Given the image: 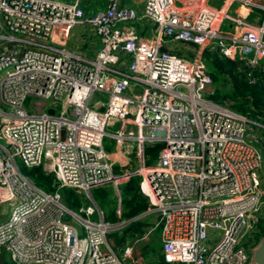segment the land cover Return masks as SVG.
Masks as SVG:
<instances>
[{"label": "built area", "instance_id": "obj_1", "mask_svg": "<svg viewBox=\"0 0 264 264\" xmlns=\"http://www.w3.org/2000/svg\"><path fill=\"white\" fill-rule=\"evenodd\" d=\"M203 3L144 0L137 15L104 0L85 15L79 0H0V205H9L0 250L13 264H121L106 237L117 224L105 220L90 189L112 187L119 217L133 178L163 263L252 264L264 212L256 174L264 139L254 129L264 126L209 98L202 52L217 50L264 76V0H222L225 10ZM231 4L259 22L230 14ZM137 18L151 22V38L125 24ZM76 24L98 39L92 58L64 46ZM170 43L194 54L178 55ZM94 92L107 99L89 106ZM153 143L162 147L147 164L143 148ZM17 159L51 174L56 190L37 188ZM61 188L84 197L77 212Z\"/></svg>", "mask_w": 264, "mask_h": 264}, {"label": "trees", "instance_id": "obj_2", "mask_svg": "<svg viewBox=\"0 0 264 264\" xmlns=\"http://www.w3.org/2000/svg\"><path fill=\"white\" fill-rule=\"evenodd\" d=\"M202 57L211 81L212 94L209 95V98L214 99V101H227L231 109L246 115L251 120L264 118V76L262 72L258 70L251 71L252 69H249L241 61L225 58L217 50L206 48L202 52ZM251 78L256 81L249 83ZM110 147H112V144ZM161 147L162 144L160 143L147 144L143 148V154L148 159H154ZM114 172L119 173L117 169ZM23 174L27 175L36 187L42 191L56 190L52 175L43 172L39 166L24 168ZM135 182L136 178H133L129 186L124 187L127 195L124 203L122 201V211L119 217L115 214V208L103 212L105 220L111 223L124 220L117 230L110 231L106 236L112 249L121 250L127 240L140 238L143 234L141 228L146 223L141 217L137 216L146 211L147 201L138 192ZM97 188L98 193L101 194L103 188L100 186ZM58 191L64 205L71 210L72 208L77 209L83 203L82 195L70 188H61ZM257 229L258 233L254 235V242L255 237L264 234V212L258 221ZM156 235L158 237V232ZM249 254H251L250 251ZM158 256L161 259L160 250ZM0 264H13L4 251L0 254Z\"/></svg>", "mask_w": 264, "mask_h": 264}, {"label": "rangeland", "instance_id": "obj_3", "mask_svg": "<svg viewBox=\"0 0 264 264\" xmlns=\"http://www.w3.org/2000/svg\"><path fill=\"white\" fill-rule=\"evenodd\" d=\"M94 1V0H93ZM206 7L211 8L212 5L209 3H203ZM217 4V3H216ZM216 10H225L223 3L221 2L218 5H215L213 7ZM225 21L222 22V25H224ZM194 54V53H193ZM192 54V55H193ZM107 99V94L102 93V92H94V94L91 96L90 102H89V106H91L95 101L100 100V101H105ZM214 100V99H212ZM29 100H26V103ZM227 102V101H226ZM228 103V102H227ZM228 105H230L228 103ZM115 127L113 128H108V132L112 133ZM103 147L107 149V151H112L113 146L110 147V139L109 138H104L103 140ZM260 151V150H257ZM145 156V155H144ZM145 162L147 164L149 163H154V159H148L147 156ZM16 163L18 165V169L20 172L24 173V167L22 166V164L20 163V161L17 159ZM134 166H136L134 164ZM256 174L258 176L261 177L262 182H260L259 179V184L260 187L264 190V150L262 149L261 152V159H260V165L259 168H257L256 170ZM258 176V178H259ZM103 188V191L101 190V194L98 193V188L94 187L91 188V196L92 198H94V203L97 207H100L101 210L103 212L108 211L109 209H113L115 208L116 204H117V197L113 192V188L110 187L109 185H103L100 186ZM73 190V189H71ZM126 190H124L122 192V201L124 203L125 199H126ZM84 199V197L82 196V200ZM108 209V210H107ZM73 211L77 212L76 208H72ZM9 211V205L8 204H2L0 205V222H4L7 218V214ZM263 212V210L261 211ZM140 215V214H139ZM137 216V217H141L146 225L143 226L141 229L143 231V234L140 238H134L129 239L125 242L124 246H122L121 250H117V249H113V252L117 255L118 260H120L122 263L121 264H166L163 263L161 259H159L158 256V249H159V245H158V237H157V232L158 231H153L152 233L149 234V232L147 231V229H149L153 220V217L151 214H141V216ZM96 215L94 214L92 216V219H95ZM124 220L121 221V223L117 222V225H114L112 231L117 230L121 225L122 222ZM119 223V224H118ZM76 228L79 230V226H76ZM147 232L149 235H147ZM144 234H146V237H144ZM264 234H261L259 237H255V242L252 244L253 246H255V244L260 240V238L263 236ZM249 240H250V235H249ZM252 246V248H253ZM147 248V249H146ZM3 250H0V254ZM5 252V251H4Z\"/></svg>", "mask_w": 264, "mask_h": 264}, {"label": "crops", "instance_id": "obj_4", "mask_svg": "<svg viewBox=\"0 0 264 264\" xmlns=\"http://www.w3.org/2000/svg\"><path fill=\"white\" fill-rule=\"evenodd\" d=\"M55 1H65L71 3L72 0H55ZM189 0H175L177 5L181 4V2H187ZM191 2L195 3L197 0H190ZM205 3H209L214 7L222 2V0H204ZM144 0H120V4L124 7L131 8L134 12L139 15L142 12ZM217 3V4H216ZM104 5V0H79V7L83 10L85 15H90L92 12L96 11L97 9H102ZM228 12L230 14L240 13L245 15L246 21L257 24L259 22V18H254L255 14L253 12L247 14V11L244 8L239 7L237 4H231L228 8ZM126 25H131L136 33L143 39H149L153 35V26L151 22L145 18H137L134 21H127L125 22ZM121 25V24H119ZM229 25V22L225 21L223 27ZM64 46L73 52L79 53L81 56L86 58H92L95 53L97 52L99 42L97 37L93 34L91 28L88 24H76L72 26L67 35L64 38ZM172 49L175 50V53L178 55H184L193 53V49L191 46L185 47L181 43H170ZM168 48V46H167ZM188 55H185L187 57ZM254 121V120H252ZM258 124L264 126V118L255 120ZM254 132L257 136L264 139V129L258 128L254 129ZM113 146V143H111ZM264 150V142L260 147L262 152ZM110 156L114 157L117 150H115L114 146L112 151H109ZM126 161L125 157L120 159V163L124 164ZM259 168V167H258ZM259 176V174H258ZM260 182L263 179L259 176ZM99 208V207H98ZM100 209V208H99ZM160 248V245H159ZM160 250V249H159Z\"/></svg>", "mask_w": 264, "mask_h": 264}, {"label": "water", "instance_id": "obj_5", "mask_svg": "<svg viewBox=\"0 0 264 264\" xmlns=\"http://www.w3.org/2000/svg\"><path fill=\"white\" fill-rule=\"evenodd\" d=\"M48 112L50 113L51 110H48ZM251 262L252 264H264V235L251 251Z\"/></svg>", "mask_w": 264, "mask_h": 264}]
</instances>
